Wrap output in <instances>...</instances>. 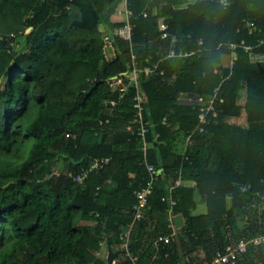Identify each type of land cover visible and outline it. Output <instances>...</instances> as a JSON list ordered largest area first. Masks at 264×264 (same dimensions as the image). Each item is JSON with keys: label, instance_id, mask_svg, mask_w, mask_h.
Returning a JSON list of instances; mask_svg holds the SVG:
<instances>
[{"label": "trees", "instance_id": "trees-1", "mask_svg": "<svg viewBox=\"0 0 264 264\" xmlns=\"http://www.w3.org/2000/svg\"><path fill=\"white\" fill-rule=\"evenodd\" d=\"M123 2L0 0V264H107L106 245L126 249L112 264L131 255L202 264L264 233V0H125L130 39L113 32L125 24L113 18ZM170 49L194 52L167 57ZM132 53L139 67H157L126 93L109 79L130 70ZM216 88L217 115L200 131L188 97L208 100ZM138 90L145 158L161 171L135 219V190L149 176L138 124L127 128ZM242 114L245 124L235 120ZM175 132L184 152L172 147ZM95 158L108 160L76 180ZM170 199L183 224L156 245L171 232ZM224 264H264V242Z\"/></svg>", "mask_w": 264, "mask_h": 264}, {"label": "built area", "instance_id": "built-area-1", "mask_svg": "<svg viewBox=\"0 0 264 264\" xmlns=\"http://www.w3.org/2000/svg\"><path fill=\"white\" fill-rule=\"evenodd\" d=\"M125 2V0H124ZM122 3L121 8L117 9V14H121L125 20V24L123 26H119L118 28H114L113 32L115 34H119L120 36L126 38V39H130L131 38V27L132 25L129 22V18L131 16V12L127 9L126 4ZM248 26L249 27H254V23L252 21H248ZM167 29V24L164 21L160 22V30L161 32V37H167L169 35V33L166 31ZM171 40L174 41L175 40V36L174 35H170ZM199 43H201V41H199ZM104 44H108V46L112 45V40L109 37V34L105 33L104 34ZM238 45V43L236 42H229L228 43V47L229 49L233 50L235 49ZM242 45V43H241ZM244 48L246 50L251 49V46L249 45H245L243 44ZM105 48V46H103ZM194 52V50H179V51H175L174 49H170L169 52L167 53V57H180V56H187L190 55ZM231 58H230V63L232 64L233 59H232V53H231ZM131 61H132V65L129 71L122 73L121 75L118 76H113L112 78H110L109 80L111 81V83H115L116 85L119 86L120 90H124L126 89V85L124 84V79H128L129 81H133L135 84H137L138 79L140 77V75L142 73H144V75H148L150 73H152L156 67H157V63H152L151 65H145L143 67H139L136 63L135 60V55L132 53L131 55ZM137 89H139L137 87ZM217 91L218 89L216 88L214 93L210 96V98L208 100H206L205 97L200 96V95H194L193 97H188V99H192L194 102L199 103V121H198V125L197 128L200 131H203L204 127L203 124L206 123L208 121V115L212 114V116H216L217 112L215 110L214 107V103L215 100L217 98ZM145 97L143 95V93L141 91H137V93L134 96V107L136 109L130 123L127 125V128H131L133 127L134 124H138L136 131L137 134L140 136V142H141V149L143 151V163L145 164V167L148 171V178L146 179L145 183L142 184L139 188H137L135 190V195L137 197V202L134 205L135 208V213H134V217L135 219H138L140 217L143 216V207L146 205L147 202V197L148 195L151 193L153 186H154V182L157 180V175L159 173L158 169L156 168V166L150 162H148L145 158L146 156V149H147V140L145 137V134L147 133L148 130V122L144 120L143 118V108H144V102ZM114 101H112L113 103ZM188 134L186 136V139L189 138ZM108 158H104V159H97L95 158L91 163H89L86 166H83L80 171L74 173V178L78 181H82L87 174L92 171L93 169L97 168L100 164L101 161H107ZM69 174H72L71 172H68ZM176 183H178V181H176ZM175 204V200L170 199V210L173 209V205ZM174 213L169 212L168 213V219H169V226H171V232L170 234H166V235H160L156 240L155 243L156 245L158 244L159 241H170L174 238V236L177 234L176 231V225L174 223ZM131 226L132 223H128L126 229H124L119 235L120 238H124L126 239L125 244L127 243L128 240V236L130 234V230H131ZM261 242H264V233L263 234H259L256 236H252V237H242L240 238L236 243L234 244H228L225 247L224 251H220L217 250L215 251L214 255L212 256V258L210 260H206L204 261L202 264H224L227 262H233L238 255H240L241 253L245 252L248 248L249 245H259ZM97 253H99L97 251ZM138 257L137 255H131V263L130 264H153L152 260H150L147 263H139L138 261ZM114 262V261H113Z\"/></svg>", "mask_w": 264, "mask_h": 264}, {"label": "crops", "instance_id": "crops-1", "mask_svg": "<svg viewBox=\"0 0 264 264\" xmlns=\"http://www.w3.org/2000/svg\"><path fill=\"white\" fill-rule=\"evenodd\" d=\"M110 50V49H109ZM111 50H112V52L115 54V49H114V47H113V45H111ZM111 52V51H110ZM110 54V53H109ZM114 57V56H113ZM112 57V58H113ZM225 57H227L226 59H225ZM224 58H223V62L224 63H226V64H229L230 63V56L229 55H226ZM106 58L107 59H110L109 58V56L108 55H106ZM235 120H237V122L238 123H241V124H245L246 123V119H245V115L244 114H242L241 116H238L237 118H235ZM179 141H181V134L180 133H173V137H172V147L174 148V151H181V152H184V149H185V147H186V142H185V145H183V147H182V143H180ZM159 169V168H158ZM159 171V170H158ZM160 173V172H159ZM178 184H185V185H189V186H193L194 184H195V181L193 180V179H182V178H179L178 180ZM195 197H199V195H198V193H195ZM198 208L200 209V210H202L203 209V203L202 202H199V204H198ZM173 211V209L172 210H170V207H167L166 208V212L167 213H169V212H172ZM179 214V213H178ZM184 220V219H183ZM175 223V222H174ZM176 225V224H175ZM182 226V225H181ZM178 227H180V226H177L176 225V231L178 230ZM105 247H107L106 248V250H107V252H106V255H107V253H108V249H109V246L108 245H106V246H104L102 249H101V251H100V254H102V255H104L105 256V254H104V248ZM112 250H116V249H120V247L119 246H117L116 248H111Z\"/></svg>", "mask_w": 264, "mask_h": 264}, {"label": "water", "instance_id": "water-1", "mask_svg": "<svg viewBox=\"0 0 264 264\" xmlns=\"http://www.w3.org/2000/svg\"><path fill=\"white\" fill-rule=\"evenodd\" d=\"M134 86V82L133 81H131L130 83H129V85L126 87V89H125V92L127 93L128 92V90L131 88V87H133ZM198 91V87H196L195 88V92H197ZM159 170V172L161 171V168H159L158 169ZM174 221H175V224L177 225V226H181L182 224H183V216H182V214H176L175 216H174ZM126 251V249L125 248H120V249H116V250H112L110 247H109V249H108V253H107V264H112V262H113V260L115 259V257L120 253V252H125Z\"/></svg>", "mask_w": 264, "mask_h": 264}, {"label": "rangeland", "instance_id": "rangeland-1", "mask_svg": "<svg viewBox=\"0 0 264 264\" xmlns=\"http://www.w3.org/2000/svg\"><path fill=\"white\" fill-rule=\"evenodd\" d=\"M121 8V7H120ZM113 18H115V19H122V15L121 14H119V15H114L113 16ZM104 46H105V48H104V53H105V56L106 55H108L109 56V58L111 59L113 56H114V53L112 52V50H111V46H108V44H104ZM110 49V50H109ZM111 51V52H110ZM110 53V54H109ZM227 57H225V59H226ZM240 222L242 223V220H240ZM106 248L107 247H105L104 248V254L106 255V252H107V250H106Z\"/></svg>", "mask_w": 264, "mask_h": 264}, {"label": "clouds", "instance_id": "clouds-1", "mask_svg": "<svg viewBox=\"0 0 264 264\" xmlns=\"http://www.w3.org/2000/svg\"><path fill=\"white\" fill-rule=\"evenodd\" d=\"M115 15H118V14H117V12H116V14H115ZM122 17H123V16H122ZM174 216H175V215H174ZM106 257H107V255H106ZM113 261H114V260H113Z\"/></svg>", "mask_w": 264, "mask_h": 264}]
</instances>
